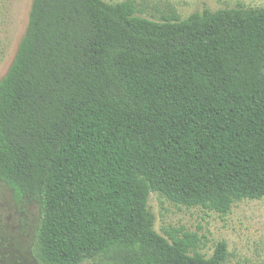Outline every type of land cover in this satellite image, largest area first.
<instances>
[{
    "label": "trees",
    "instance_id": "16d2710c",
    "mask_svg": "<svg viewBox=\"0 0 264 264\" xmlns=\"http://www.w3.org/2000/svg\"><path fill=\"white\" fill-rule=\"evenodd\" d=\"M0 183L34 201L38 264H224L148 198L264 197V6L153 21L133 0H32L0 79Z\"/></svg>",
    "mask_w": 264,
    "mask_h": 264
},
{
    "label": "rangeland",
    "instance_id": "374dc122",
    "mask_svg": "<svg viewBox=\"0 0 264 264\" xmlns=\"http://www.w3.org/2000/svg\"><path fill=\"white\" fill-rule=\"evenodd\" d=\"M118 3L125 0H104ZM138 16L162 21L165 15L180 19L204 8L262 7L264 0H133ZM32 0H0V79L8 70L24 36ZM148 206L154 215V229L161 235L170 230L176 236L193 233V251L205 257L215 244L224 240L228 257L224 264H264V197L242 199L232 204L227 214L202 206L175 204L152 192ZM39 219V206L28 200L16 204L5 183H0V264H38L31 245ZM167 237V236H166ZM82 264H111L100 260Z\"/></svg>",
    "mask_w": 264,
    "mask_h": 264
}]
</instances>
